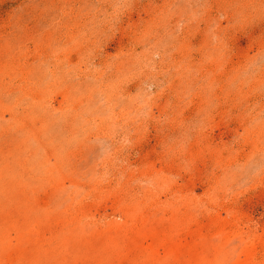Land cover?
Masks as SVG:
<instances>
[{
  "label": "rangeland",
  "instance_id": "rangeland-1",
  "mask_svg": "<svg viewBox=\"0 0 264 264\" xmlns=\"http://www.w3.org/2000/svg\"><path fill=\"white\" fill-rule=\"evenodd\" d=\"M0 264H264V0H0Z\"/></svg>",
  "mask_w": 264,
  "mask_h": 264
}]
</instances>
